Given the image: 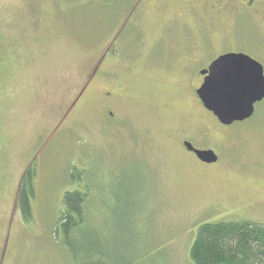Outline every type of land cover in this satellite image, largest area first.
Wrapping results in <instances>:
<instances>
[{"label":"rangeland","instance_id":"1","mask_svg":"<svg viewBox=\"0 0 264 264\" xmlns=\"http://www.w3.org/2000/svg\"><path fill=\"white\" fill-rule=\"evenodd\" d=\"M181 7L0 0V264H195L200 224L264 223V101L225 130L154 65L166 54L163 17ZM109 105L119 119H107ZM182 129L218 161L183 151ZM30 166L34 216L25 223L14 200ZM69 190L88 191L79 263L54 234Z\"/></svg>","mask_w":264,"mask_h":264},{"label":"flooded vegetation","instance_id":"2","mask_svg":"<svg viewBox=\"0 0 264 264\" xmlns=\"http://www.w3.org/2000/svg\"><path fill=\"white\" fill-rule=\"evenodd\" d=\"M182 7L178 12H171L163 17L164 24L161 40L164 44L165 57L155 66L160 73L176 74V84H183V87L195 95V104L205 113L212 116L219 127L225 128L231 124H224L218 120L213 113L203 105L197 90L204 84V79L209 74V67L220 56L228 54H242L250 59H254L261 65L264 75V0H179ZM192 24H196L199 32L197 39L192 37ZM183 31V45H177L173 36L179 35ZM162 34V33H161ZM172 38V39H170ZM199 51V52H198ZM184 54V58H177ZM104 57L96 64V67L88 75L82 87L79 99L86 93L87 88L95 79L96 73L101 72V65ZM101 69V70H100ZM112 92L104 93L105 99H110ZM264 98L255 102L254 110L258 103ZM75 104V106H76ZM74 107V104L72 105ZM253 110V112H254ZM108 120L119 119L115 111L110 107L106 108ZM194 114V113H190ZM253 114V113H252ZM253 116V115H252ZM178 143L180 148L191 153L196 161L199 160L195 151L188 148L190 144L194 149H205L196 147L193 139L185 135L187 130H181ZM208 137V133H203L201 137ZM216 153V152H215ZM217 158L218 154L216 153ZM215 162L206 163L214 164Z\"/></svg>","mask_w":264,"mask_h":264},{"label":"trees","instance_id":"3","mask_svg":"<svg viewBox=\"0 0 264 264\" xmlns=\"http://www.w3.org/2000/svg\"><path fill=\"white\" fill-rule=\"evenodd\" d=\"M34 169L27 167L14 203L23 221L33 219L34 196L32 178ZM88 191L69 190L62 196V208L55 222L54 234L62 235V242L69 250L74 263H79L87 250L83 248L79 232L85 223L84 204ZM189 248L190 260L195 264H264V223L245 220L204 222L197 227ZM88 254V253H87Z\"/></svg>","mask_w":264,"mask_h":264},{"label":"water","instance_id":"4","mask_svg":"<svg viewBox=\"0 0 264 264\" xmlns=\"http://www.w3.org/2000/svg\"><path fill=\"white\" fill-rule=\"evenodd\" d=\"M197 95L207 110L224 124L251 117L255 102L264 98V75L261 65L254 59L239 54L218 57L209 67V74ZM195 151L198 159L211 163L217 155L213 150Z\"/></svg>","mask_w":264,"mask_h":264}]
</instances>
